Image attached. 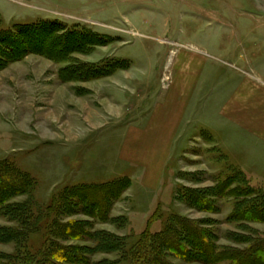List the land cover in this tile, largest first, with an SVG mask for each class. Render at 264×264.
Instances as JSON below:
<instances>
[{"label": "rangeland", "instance_id": "374dc122", "mask_svg": "<svg viewBox=\"0 0 264 264\" xmlns=\"http://www.w3.org/2000/svg\"><path fill=\"white\" fill-rule=\"evenodd\" d=\"M190 58L202 64L199 86L166 169L144 185L127 161L146 151L137 126ZM239 106L264 117V0H0V160L36 181L12 202L34 200L43 213L24 247L0 240V254L38 257L54 239L82 247L87 264H143L134 247L178 217L207 230L215 252L249 251L264 240V220L241 217L264 210V134L243 127ZM119 178L130 185L107 220L74 205L62 216L47 210L65 187ZM183 192L207 203L191 206ZM54 218L116 235L122 248L108 251L86 234L58 238ZM1 226L19 228L6 215ZM185 248L187 256L165 259L231 264Z\"/></svg>", "mask_w": 264, "mask_h": 264}, {"label": "trees", "instance_id": "16d2710c", "mask_svg": "<svg viewBox=\"0 0 264 264\" xmlns=\"http://www.w3.org/2000/svg\"><path fill=\"white\" fill-rule=\"evenodd\" d=\"M129 185V179L119 178L108 183H88L75 185L72 188L65 187L53 195L52 204L47 207V210L62 216L74 212V206H77L92 218L107 220L114 202L121 198ZM35 186L36 181L29 172L23 171L8 158L0 160V216H9L19 224V228L1 226L0 240L13 241L24 247L25 238L36 229L37 219L43 214L37 212V203L30 199L25 202H12L15 197L31 193ZM250 193L251 191L242 194L248 196ZM195 196L194 193L183 192L180 198L191 206L207 203L204 198ZM261 201L264 204V200ZM244 212L246 210L241 212L243 219L264 220L263 209L259 212L254 211L250 215H245ZM259 213L263 215L258 216ZM46 215L49 214L46 212ZM50 227L51 234L65 241L82 240L81 234H86L95 240L98 246L107 247L108 251H119L122 248L120 237L108 232L86 233L81 222L73 221L67 225L59 223V219L54 218ZM145 235L132 252L143 257V264H169L165 259L167 251L178 256H187L189 250L185 246L191 244L197 251L203 248L204 252L211 257V261L224 259L231 260V264H264V240L257 241L256 245L247 252L222 254L214 251L209 238L210 233L207 230H204L197 222L185 218L178 217L163 231ZM0 264H87V257L82 247L67 246L53 239L48 244L46 243L43 250L38 251V257L28 253L23 255L17 253L16 256L0 254Z\"/></svg>", "mask_w": 264, "mask_h": 264}, {"label": "crops", "instance_id": "0c3cea01", "mask_svg": "<svg viewBox=\"0 0 264 264\" xmlns=\"http://www.w3.org/2000/svg\"><path fill=\"white\" fill-rule=\"evenodd\" d=\"M186 62H179L178 74L173 79L172 89L163 93L160 99L153 105L151 113L142 120L144 125L137 126L141 128L135 137H140L143 144H146V151L138 157L137 148L135 152H129L127 161L135 165L138 170L141 183L148 185L154 183L155 176H161L166 169L172 155L173 144L177 133L179 132L185 120V114L188 112L192 93L199 86L198 72L201 70L200 60L186 59ZM200 69V70H199ZM236 108L232 101L227 104L225 112L232 113ZM242 115L243 127H247L250 133L264 134V117L260 115H250L246 107L239 106ZM246 109V110H245ZM141 122V123H142ZM150 136H149V135ZM148 147V148H147ZM141 149V148H140Z\"/></svg>", "mask_w": 264, "mask_h": 264}]
</instances>
